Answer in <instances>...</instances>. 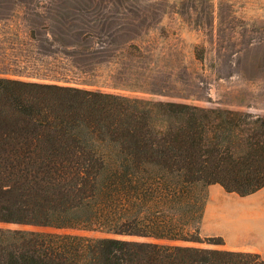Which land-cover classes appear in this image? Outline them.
Returning <instances> with one entry per match:
<instances>
[{
    "label": "trees",
    "instance_id": "16d2710c",
    "mask_svg": "<svg viewBox=\"0 0 264 264\" xmlns=\"http://www.w3.org/2000/svg\"><path fill=\"white\" fill-rule=\"evenodd\" d=\"M0 74V264H264L201 232L264 186V111Z\"/></svg>",
    "mask_w": 264,
    "mask_h": 264
},
{
    "label": "rangeland",
    "instance_id": "374dc122",
    "mask_svg": "<svg viewBox=\"0 0 264 264\" xmlns=\"http://www.w3.org/2000/svg\"><path fill=\"white\" fill-rule=\"evenodd\" d=\"M0 74L264 111V0H0Z\"/></svg>",
    "mask_w": 264,
    "mask_h": 264
},
{
    "label": "crops",
    "instance_id": "0c3cea01",
    "mask_svg": "<svg viewBox=\"0 0 264 264\" xmlns=\"http://www.w3.org/2000/svg\"><path fill=\"white\" fill-rule=\"evenodd\" d=\"M240 195L227 191L222 185L215 183L209 186V198L205 207L201 232L204 235H221L233 247L245 249L248 246L257 247L264 257V237L249 238L244 234L241 218L253 216V209L248 207V198L263 190Z\"/></svg>",
    "mask_w": 264,
    "mask_h": 264
}]
</instances>
